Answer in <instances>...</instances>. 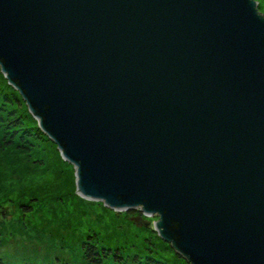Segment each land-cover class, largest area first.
I'll list each match as a JSON object with an SVG mask.
<instances>
[{
	"label": "water",
	"instance_id": "water-1",
	"mask_svg": "<svg viewBox=\"0 0 264 264\" xmlns=\"http://www.w3.org/2000/svg\"><path fill=\"white\" fill-rule=\"evenodd\" d=\"M257 7L0 0V74L73 167L75 193L138 212L187 264H264Z\"/></svg>",
	"mask_w": 264,
	"mask_h": 264
},
{
	"label": "rangeland",
	"instance_id": "rangeland-1",
	"mask_svg": "<svg viewBox=\"0 0 264 264\" xmlns=\"http://www.w3.org/2000/svg\"><path fill=\"white\" fill-rule=\"evenodd\" d=\"M254 1L259 4L258 11L264 16V0ZM8 110H11V107L0 105L1 112ZM28 116L32 118L29 113ZM24 123V126L32 125L27 118ZM7 127L8 125L4 126V123H0V142L5 137H9L10 129ZM14 143H16V138L12 140V145ZM49 143L54 145L50 141ZM54 147L56 150L55 145ZM42 148L43 145L37 147V151L29 155V153L17 151L11 145L9 147L0 144V212L4 210L6 213V218L0 217V263L28 264L27 260H30L32 247L35 246L42 259L43 257H46L45 261L50 259L46 249L44 251L40 245L38 247L34 244V241L40 238L43 242L50 243L51 238L46 237L51 233H55V236L62 234V237L69 241L67 237L74 232L67 231L75 227V221L80 222L78 226L80 233L95 231L103 240H107L109 247L117 246L128 260L136 256L141 261L147 253L145 246L151 242L156 243L155 237L158 239L156 233L151 229L144 230L126 221L121 216L126 212H115L104 207L100 202L80 198L75 193L73 167L66 162L72 169L71 171L67 169L70 171L69 177H65L60 169L58 170L60 173H54L48 164L49 162L54 163L51 159V150L41 151ZM72 179L73 182H71ZM71 190H74L72 194L69 192ZM71 195L84 200L85 203L80 204L78 200L71 198ZM21 205H29L32 212L24 214L20 210ZM74 215H77V218L74 219ZM155 219V217L147 218L151 222ZM69 224L72 225L71 228ZM112 234L115 237H111ZM154 247L149 254L155 258L163 259L168 264H187L180 257L175 256L174 252L172 254L175 257L170 255L169 245L168 247L162 245ZM61 253L57 247L51 252L52 259L56 256L59 261L68 264L65 257H59Z\"/></svg>",
	"mask_w": 264,
	"mask_h": 264
},
{
	"label": "trees",
	"instance_id": "trees-1",
	"mask_svg": "<svg viewBox=\"0 0 264 264\" xmlns=\"http://www.w3.org/2000/svg\"><path fill=\"white\" fill-rule=\"evenodd\" d=\"M259 9V4H258ZM0 105L10 108L11 110L8 111H0V123H4L5 125H8V131L9 137H5L0 144L4 146L14 147L19 152L22 153H29L32 154L37 151V147H40L43 145V148L41 151L51 150L52 157L54 163L49 162L48 164L51 166V170L55 173L58 172V170H61V173L66 177H69V172L72 170L69 165L64 162L58 153L55 150L54 145H51L49 143V140L43 136V134L36 128L35 121L28 116V113L26 112V109L24 107V103L21 101L18 94L10 88L8 85H6L5 80L2 78L0 74ZM22 112L19 114V112ZM15 113L16 115H14ZM18 113V114H17ZM27 121L31 122V126L27 125L24 126V122ZM23 124V125H22ZM13 138H16V143L12 145ZM34 146V147H33ZM36 149V150H35ZM49 152V153H50ZM42 159V158H41ZM43 160V159H42ZM41 160V162H42ZM45 161V160H43ZM42 164V163H41ZM69 169L70 171H67ZM61 174V175H62ZM72 177V173H71ZM73 182V179L71 180ZM73 189V185H72ZM74 190L69 191L70 194L73 193ZM64 195V194H63ZM70 196V195H69ZM71 198H74L78 200V202L85 203L84 200L75 198L73 195H71ZM20 210L24 212V214H30L32 212V208H30L29 205H21ZM136 215H140L138 212L135 213H124L123 216L126 221L131 222L130 218ZM75 216V215H74ZM0 217L6 218V213L4 210L0 212ZM77 218V215L74 217V219ZM75 227L71 228V224H69V231L67 232H74L71 234L69 239L66 240L63 238L62 234H57L56 236L51 233L50 235H47V239H49L50 243L43 242L42 239L39 238V240H35L34 244H36L38 247L40 245L41 248L46 249L47 253L50 255V259H47L45 261V258H41L39 256L37 247H32L31 250V257L28 264H64V262L59 261L57 257L55 256L52 259L51 252L58 247V250L62 252V255L67 259L68 264H168L163 259L155 258L152 256L151 253L152 250H154V246H165L168 247L164 242H162L159 238H156V243L151 242L148 244V246H145V250L147 253L145 256L139 260L138 257L134 256L130 260H128L125 255L121 252L120 249L117 248V246L109 247L107 244V240H103L97 233L94 231H86L84 233H80L78 230V226L80 224L79 221L74 222ZM134 225V224H133ZM135 226V225H134ZM143 229V228H141ZM149 230L151 228H148ZM144 229V230H148ZM152 232V231H151ZM153 234H155L153 232ZM111 237H115L114 234H112ZM43 238V237H42ZM60 247V248H59ZM169 250V249H168ZM171 250V249H170ZM170 255L174 256L173 251L171 250ZM173 253V254H172ZM176 256V255H175ZM174 256V257H175ZM181 259V258H180ZM56 260H58L56 262ZM71 260V262H70ZM182 260V259H181ZM2 264V263H0Z\"/></svg>",
	"mask_w": 264,
	"mask_h": 264
}]
</instances>
